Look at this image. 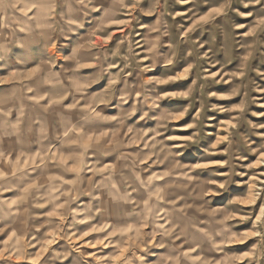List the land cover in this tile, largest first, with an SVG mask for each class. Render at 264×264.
I'll use <instances>...</instances> for the list:
<instances>
[{
    "label": "clouds",
    "instance_id": "9594fccd",
    "mask_svg": "<svg viewBox=\"0 0 264 264\" xmlns=\"http://www.w3.org/2000/svg\"><path fill=\"white\" fill-rule=\"evenodd\" d=\"M199 3L0 0V260L237 264L241 256L226 249L255 236L245 255L264 264V203L256 217L237 207L264 201V172L252 171L264 164V143L252 149L239 131L244 123L264 127L243 119L250 91L262 90L247 77L259 41H237L247 53L237 71L221 66V81L240 83L224 94L208 91L207 53L176 20L175 5L191 4L194 19ZM212 3L231 63L228 44L238 29H247L245 37L264 32V0ZM113 31L122 35L109 47ZM206 43L212 50L216 41ZM180 61L186 67L173 73ZM158 67L165 71L156 74ZM190 74L186 91L160 88ZM242 90L233 107L210 102ZM164 96L189 102L182 110L162 106ZM194 107L183 126L190 134L178 135L173 122ZM234 111L228 129L209 115ZM245 150L259 158L240 171ZM246 220L251 229L239 230Z\"/></svg>",
    "mask_w": 264,
    "mask_h": 264
},
{
    "label": "rangeland",
    "instance_id": "374dc122",
    "mask_svg": "<svg viewBox=\"0 0 264 264\" xmlns=\"http://www.w3.org/2000/svg\"><path fill=\"white\" fill-rule=\"evenodd\" d=\"M143 6V5H142ZM193 7L191 4L188 5H175V10L181 13L176 17V20L180 23H183L184 29L186 32H188L192 39L199 40V43L203 45V47L200 49L201 53H207V62H203L202 60V68L201 70H207L210 74L209 78V86L208 91H217L221 94H224L231 90L233 83H240V80H234L230 83H224L220 80V74L221 73V66L222 64L225 65L223 67L224 72L229 71H237L241 64L243 63V58L247 55L245 52V49L241 48L239 46L240 43H243L245 41L251 42L253 39H257L259 41V44H257L256 51L253 52V55L249 60L248 63V72L247 77L249 80V87L253 88L256 86H259V91H250L249 93V100L251 101L246 111L243 113V119L245 121H249L254 124H264V77L260 75V73H264V32H260L257 34L256 37H245L242 35L243 32L247 31V29H238L237 33L238 35L235 36V39L228 44V49L230 51V54L234 57L232 59L231 63H226L224 60L225 55V48H226V41L222 33L219 32L218 27H214L219 25L221 22V17L218 14L219 9L217 6L212 3V0H200L199 6L197 8H194V11L197 12V16L194 19H189V17L192 16V13L187 12V9ZM215 17V19H213ZM246 22V21H242ZM139 30V29H138ZM122 35L119 31H113V37L112 40L107 41V46L111 47L114 45L115 41ZM215 40L216 44L214 49H209V44L206 43L207 40ZM137 51H140L137 49ZM215 52V55L213 54ZM191 60V58H189ZM172 67L173 73L177 71H183L184 67L186 65L183 61L179 62L178 66H170ZM165 71L163 67H158L156 74H161ZM194 74H190L188 79H177L174 82L160 85V88L164 91H171V92H183L186 91L187 86L191 83V80L194 79ZM227 80V77L224 78ZM213 81H219V83H213ZM243 98V90L241 91V94L236 97H231L229 99H223V100H216L215 98H212L210 102L216 103L220 106L225 107H233L236 104L239 103V101ZM188 100L184 99L180 96H164L163 99L160 101L162 106L167 107H176L180 108L182 110L183 106H186L188 104ZM255 112L256 115H252V113ZM237 112H218V113H209V115H213L216 117V120L213 121L214 124L219 125L221 122L224 123V128L228 129L230 128L229 124V118L232 115H237ZM195 115V107L193 110H191L186 116L183 117V119H179L173 122L175 127L179 130L177 132L178 135H188L190 134L191 130L184 129V125L186 123L191 122L193 116ZM209 129H206V131ZM211 131L215 132L218 129L213 128L210 129ZM239 131L245 133L248 138L249 142L251 143V148L256 149L260 146L261 143H264V127L261 128H255L252 129L249 127L248 123H244L240 125ZM255 133V134H253ZM226 132H221V135H225ZM216 137H208V140H214ZM176 143H181L182 141H175ZM225 145H221L220 147L223 148ZM245 156L247 157L246 160L243 161V164L245 167L240 169V171H248L247 165L248 164H256L258 160V156L252 152L245 150ZM210 159L213 160H220L222 157H212ZM218 167V165L213 166ZM211 169H205V171H209ZM254 172H264V164L258 165L256 168L252 169ZM236 179L244 181L247 180V176H241L237 177ZM261 179H264V177H261ZM236 186L233 185V188ZM246 187V186H245ZM264 203V201L258 200L256 204L254 205H243V206H237V207H243L245 211L251 212L253 214V217H256L260 213V207L261 204ZM252 220H246L243 223L239 225V230L241 231H248L251 229ZM2 239V238H0ZM258 237H250L247 241L244 243H238L234 245H230L227 251L235 252L236 254L241 256V259L237 262V264H249V261L245 255L252 246H254L257 241ZM60 243H63V241H60ZM52 247H57V245H52ZM95 249H90L89 251H94ZM32 251H36L33 249ZM47 255V254H46ZM0 264H6L5 261L0 260ZM10 264H17V262H10ZM41 264H43V261H41Z\"/></svg>",
    "mask_w": 264,
    "mask_h": 264
}]
</instances>
